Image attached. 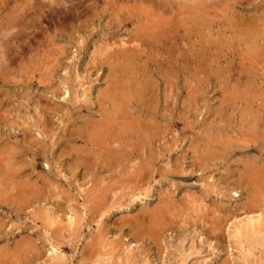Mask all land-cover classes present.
Segmentation results:
<instances>
[{
  "label": "rangeland",
  "instance_id": "374dc122",
  "mask_svg": "<svg viewBox=\"0 0 264 264\" xmlns=\"http://www.w3.org/2000/svg\"><path fill=\"white\" fill-rule=\"evenodd\" d=\"M146 1L0 0V78L2 77L0 79V101H2L0 103V118L8 110V115L6 113L4 116L6 119L0 120V187L4 186L0 188V193L2 196L5 194L3 197L0 196V264H11V262L12 264H53L55 262V264H59L60 261L62 264H91L92 262L93 264H110L111 262L114 264H118V262L119 264H224L223 262L225 264H259L261 262L264 264V245H262L264 244V232L262 233V230L264 231V196L262 195L264 187L256 182L264 173V140L261 138L264 136L262 134L264 133V61H262L264 60V51L262 50L264 49V45H262L264 44V31L260 29H263L264 24L262 23L264 18L261 17L264 16V0H210L209 4L207 0ZM159 3L163 4L160 6ZM163 10L165 11L163 12ZM259 18L260 20H258ZM4 24L8 25L4 26ZM255 25L260 28L257 30L258 27ZM250 30L252 33L245 32H250ZM258 38L259 40L263 39L262 43H259L261 40L258 41ZM141 39H145L147 44ZM139 40L141 41L139 42ZM142 43H144V47ZM258 44L261 48H258ZM247 46H249V50ZM257 50L260 51L257 52ZM253 51L255 52L253 53ZM261 54L263 59L258 58ZM137 74L139 77H136ZM144 74L145 77H143ZM5 76L8 78L5 79ZM11 76L13 77L11 78ZM124 76H128V79ZM147 78L149 81L151 79L149 84ZM132 80L136 81V85ZM121 81H124L123 86L120 85ZM125 81H127V86L130 85L129 91L124 85ZM108 84H110V89ZM152 84L158 88H154ZM147 85H150L148 89ZM136 86L142 88L143 93L147 92L149 95L143 94ZM139 91L145 96L141 94V97ZM151 91L152 94H155L151 95ZM126 93L127 95H125ZM138 95L143 98L142 101H137ZM233 95H237V97L234 98ZM128 96L134 97L136 100L132 98V100L134 99L132 101ZM148 100L150 105L152 102L155 103V107L152 105L153 107L149 108ZM138 102L141 106L136 104ZM126 104L131 105L130 109ZM116 108H119L118 111L115 110ZM131 110L133 111L131 112ZM113 111L116 113L114 114ZM98 112L100 113L98 114ZM39 114L40 116H38ZM111 114L113 117L109 116ZM142 117L144 120H137L143 119ZM146 118H149V125ZM135 119L136 122L141 121L142 127H138L140 124L136 123ZM93 120H97V122L99 120V123H95ZM114 121L117 123L114 124ZM122 121L125 125L122 124ZM112 123L117 126L113 127ZM223 124H229L230 126H226L230 128ZM41 126H45V128H41ZM94 127H98V129ZM107 127L111 128V131ZM103 130L108 132V137ZM228 130H231L232 133ZM123 131L126 134L129 132L128 135H125ZM134 131L136 132L134 133ZM138 132L141 133V137ZM226 133L229 136L225 135ZM215 134L216 136H214ZM113 135L116 139H113ZM124 135L125 144L119 142H123ZM254 137H258V139L256 138L258 141ZM96 140L99 141L97 144ZM87 141L89 142L87 143ZM100 141L106 147H102ZM88 145L90 146L88 147ZM140 145L142 147L139 148ZM114 146L120 149L119 153L123 151L125 155L122 153L121 157L123 155L125 159L118 156L120 154L113 150ZM17 149L19 151H16ZM9 151L14 152H12L14 157L11 156L12 154H8ZM72 152L79 154L80 158ZM143 153L145 154L143 155ZM82 154H85L84 157L90 156L84 158ZM155 154L159 156L153 160ZM255 154L256 157H254ZM203 155L205 156L203 157ZM71 157L76 159L73 161ZM6 158L9 160L6 161ZM90 158L91 162L88 161ZM105 158L106 161H104ZM147 158L150 160L149 163ZM17 161H20L21 169H19ZM2 162L9 166H6L8 169L14 167L13 170L11 168L9 170L13 173L5 169ZM114 162L121 164H116L115 167ZM137 162H141L140 165ZM206 165L207 167H205ZM143 167L145 169L148 167V171ZM96 169L100 172H97ZM131 169L134 174L130 173ZM251 169L254 170V173ZM138 170L141 176H136L139 174ZM166 170L174 171V174L172 172L168 174ZM258 170L259 172L262 170V173H259ZM19 171L22 174H18ZM148 172H150L149 175H147ZM38 173L43 178L41 176L37 178L39 177ZM88 173L90 175H87ZM106 173L110 175L107 176ZM94 174L106 175L102 178L98 175V178ZM88 176L96 177L94 180ZM132 176L139 179H134ZM136 181L141 183H135ZM20 182L22 185H19ZM125 182L126 184H124ZM204 183L207 187L209 186V189L203 187ZM24 184H27V187ZM91 184L93 185L91 186ZM7 187L11 188L10 191ZM29 187H36L39 190L30 188V191ZM102 188L104 189L101 190ZM41 189L42 191H40ZM12 190L13 192H11ZM104 190L110 192L106 193ZM205 190L206 193H204ZM207 190L212 192L208 191V193ZM88 191H92V193L87 195ZM221 193L229 196L228 199ZM13 194L19 199L12 196ZM203 194L204 196H202ZM89 195L91 196L89 197ZM207 195L212 197L209 198ZM22 196H26L27 199L24 197V200L21 199ZM110 197L111 199L115 198L112 200L113 203L110 202ZM198 197L201 203L197 199ZM100 198H103V201ZM91 199L95 202H91ZM169 199H172L175 204ZM86 200L87 202H85ZM108 201L109 203L106 205ZM154 201L156 206H153V203L155 205ZM204 201L206 204H202ZM19 202L22 203L18 204ZM92 204L98 211L92 207ZM205 206L206 208H204ZM242 207L244 208L242 209ZM253 209L256 211L255 214ZM161 210L167 211L164 212V222L160 225L161 231L154 235L155 238L153 235H149L148 229L151 221L155 218L154 216L157 217ZM214 211L218 214H215ZM132 212L134 213L132 214ZM147 214L153 218H149L150 216L148 217ZM211 214L216 215L217 220ZM69 219L73 222H69ZM197 219L203 221L200 222ZM209 219L217 226L211 224ZM204 220L212 225L210 227L209 224V227L213 231L207 227L208 224ZM177 224L180 228L177 227ZM208 228L210 229L209 233L206 232ZM197 229L198 235L196 236ZM211 231L212 233L215 231L214 236L216 237L210 238ZM197 237L202 241H199ZM98 238L99 244H93ZM197 241L199 242L197 243ZM104 250L106 251L104 252ZM260 255L261 257H259ZM231 260L233 263L230 262Z\"/></svg>",
  "mask_w": 264,
  "mask_h": 264
},
{
  "label": "bare ground",
  "instance_id": "6f19581e",
  "mask_svg": "<svg viewBox=\"0 0 264 264\" xmlns=\"http://www.w3.org/2000/svg\"><path fill=\"white\" fill-rule=\"evenodd\" d=\"M49 1H50V0H49ZM51 1H52V0H51ZM144 1H146V0H144ZM157 1H159V0H157ZM166 1H167V0H166ZM187 1H188V0H187ZM187 1H186V2H187ZM208 1H210V0H207V2H208ZM146 2H147V1H146ZM150 2H151V1H150ZM153 2H154V1H153ZM161 2H162V1H161ZM163 2H165V0H163ZM211 2H212V1H211ZM147 3H148V2H147ZM195 3H196V2H195ZM214 3H215V2H214ZM152 4H153V3H152ZM159 4H160V3H159ZM162 4H163V3H162ZM162 4H160V6H161ZM165 4H166V3H165ZM169 4H170V3H169ZM208 4H209V2H208ZM166 5H168V3H167ZM33 6H34V5H33ZM153 6H154V4H153ZM76 10H77V9H76ZM164 11H165V10H163V12H164ZM16 12H17V11H16ZM74 12H75V11H74ZM261 12H262V11H261ZM78 13H79V11H78ZM73 14H74V13H73ZM256 14H257V13H256ZM81 15H82V14H81ZM251 15H252V14H251ZM253 16H254V15H253ZM255 16H256V15H255ZM76 17H77V16H76ZM261 17L264 18V16H261ZM14 18H15V17H14ZM80 18H82V17H80ZM78 19H79V17H78ZM111 19H112V18H111ZM152 19H154V18L152 17ZM12 20H13V18H12ZM233 20H234V19H233ZM255 20H256V19H255ZM258 20H260V18H259ZM15 21H17V20H15ZM157 21H158V20H157ZM253 21H254V20H253ZM261 21H262V20H261ZM263 21H264V20H263ZM263 21H262V23H264ZM11 22H12V21H11ZM12 23H13V22H12ZM156 23H157V22H156ZM259 23H260V22H259ZM259 23H258V24H259ZM151 24H152V23H151ZM157 24H158V23H157ZM236 24H237V23H236ZM236 24H235V25H236ZM6 25H8V24H6ZM6 25L4 24V26H6ZM13 25H16V24H13ZM13 25H9V26H13ZM17 25H18V23H17ZM147 25H148V24H147ZM161 25H162V24H161ZM232 25H234V24H232ZM237 25H239V24H237ZM237 25H236V26H237ZM23 26H24V25H23ZM149 26H150V25H149ZM252 26H253V25H252ZM256 26H257V25H255V27H256ZM259 26H260V24H259ZM259 26H257V27H258L257 30L260 28ZM261 26H262V24H261ZM151 27H152V26H151ZM238 27H239V26H238ZM4 28L6 29V27H4ZM9 28H10V27H9ZM154 28H155V27H154ZM154 28H153V29H154ZM231 28H232V26H231ZM252 28H253V27H252ZM1 29H2V28H1ZM153 29H152V30H153ZM158 29H159V28H158ZM260 29L264 31V24H263V29H262V28H260ZM3 30H4V29H3ZM140 31H141V29H140ZM146 31H147V30H146ZM149 31H151V30H149ZM149 31H148V32H149ZM254 31H255V30H254ZM259 31H260V30H259ZM155 32H156V29H155ZM239 32H240V31H239ZM245 32H246V33H252L251 30H250V32H248V31H245ZM257 32H258V31H257ZM10 33H12V32H10ZM143 33H144V32H143ZM149 33H150V32H149ZM152 33H153V32H152ZM152 33H151V34H152ZM242 33H243V32H242ZM260 33H261V32H260ZM262 33H263V32H262ZM262 33H261V34H262ZM244 34H245V33H244ZM244 34H243V36H244ZM253 34H254V33H253ZM7 36H9V35L7 34ZM7 36H6V37H7ZM247 36H248V35H247ZM259 36H260V35H259ZM262 36H263V35H262ZM0 37H1V36H0ZM6 37H5V38H6ZM141 37H142V36H141ZM144 37H145V36H144ZM244 37H245V36H244ZM248 37H250V36H248ZM257 37H258V36H257ZM257 37H256V38H257ZM260 37H261V36H260ZM240 39H241V38H240ZM249 39H250V38H249ZM130 40H131V39H130ZM136 40H137V42H138V39H136ZM141 40H144V41H145V39H141ZM141 40H139V42H140ZM251 40H252V39H251ZM254 40H255V39H254ZM256 40H257V39H256ZM260 40H261V39H260ZM260 40H259V38H258V41H260ZM262 40H263V39H262ZM262 40H261L259 43H262ZM240 42H241V41H240ZM249 42H250V41H249ZM251 42H252V41H251ZM263 42H264V41H263ZM128 43H129V42H128ZM145 43L147 44L146 41H145ZM242 43H243V42H242ZM252 43H253V42H252ZM0 44H1V43H0ZM136 44H139V45H140L141 43H136ZM240 44H241V43H240ZM246 44H247V43H246ZM246 44H245V47H246ZM253 44H254V43H253ZM129 45H130V44H129ZM139 45H138V48H139ZM142 45H143V47H144V43H142ZM248 45H249V44H248ZM258 45H259V44H258ZM258 45H256V46H258ZM262 45H264V44H262ZM262 45H261V46H262ZM135 46H136V45H135ZM135 46H134V47H135ZM145 46H146V45H145ZM256 46H255V47H256ZM136 47H137V46H136ZM147 47H148V46H147ZM248 47H249V46H247V48H248ZM255 47H254V49H255ZM259 47H260V45L258 46V48H259ZM2 48H3V46H2ZM123 48H124V47H123ZM247 48H246V49H247ZM260 48H261V47H260ZM135 49H136V48H135ZM143 49H144V48H143ZM246 49H245V50H246ZM251 49H252V48H251ZM141 50H142V49H141ZM248 50H249V48H248ZM255 50H256V49H255ZM262 50L264 51V49H262ZM262 50H261V51H262ZM1 51H2V50H1ZM124 51H125V50H124ZM259 51H260V50H257V52H259ZM3 52H4V51H3ZM3 52H1V53H3ZM121 52L123 53V51H121ZM254 52H255V51H253V53H254ZM125 53H126V52H125ZM130 53H131V51H130ZM152 53H153V52H152ZM248 53H249V52H248ZM261 53H262V52H261ZM244 55H245V54H244ZM247 55H248V54H247ZM252 55H254V54H252ZM252 55H251V56H252ZM261 55H262V54H261ZM261 55H260V56L258 55V56H259L258 58H260V57L262 58L263 55H262V56H261ZM4 57H5V56H4ZM118 57H119V56H118ZM132 57H133V56H132ZM140 57H141V56H140ZM145 57H146V56H145ZM252 57H254V56H252ZM1 58H2V57H1ZM135 58H136V57H135ZM155 58H156V57H155ZM255 58H257V57L255 56ZM133 59H134V58H133ZM139 59H140V58H139ZM244 59H245V58H244ZM252 59H253V58H252ZM262 59H263V58H262ZM4 60H5V58H4ZM7 60H8V59H7ZM7 60H6V61H7ZM124 61H125V60H124ZM124 61H123V62H124ZM133 61H134V60H133ZM153 61H154V60H153ZM262 61H264V60H262ZM2 62H3V61H2ZM125 62H126V61H125ZM145 62H146V61H145ZM250 62H251V61H250ZM254 62H255V61H254ZM258 62H259V61H258ZM11 63H13V62H11ZM14 63H15V62H14ZM104 63H105V62H104ZM104 63H103V64H104ZM107 63H108V62H107ZM112 63H114V62H112ZM259 63H261V62H259ZM115 64H116V63H115ZM261 64H262V63H261ZM11 65H12V64H11ZM105 65H106V64H105ZM153 65H154V64H153ZM108 66H110V65H108ZM108 66H107V67H108ZM119 66H120V65H119ZM119 66H118V67H119ZM6 67H7V66H6ZM120 67H122V66H120ZM133 67H134V66H133ZM122 68H123V67H122ZM5 69H6V68H5ZM7 69H8V68H7ZM108 69H109V67H108ZM115 69H116V68H115ZM13 70H14V69H13ZM18 70H19V69H18ZM18 70H17V71H18ZM129 70H130V69H129ZM133 70H134V68H133ZM5 71H6V70H5ZM17 71H16V72H17ZM16 72H15V73H16ZM129 72H130V71H129ZM132 72H133V71H132ZM152 72H153V71H152ZM10 73H11V72H10ZM125 73H126V72H125ZM138 73H139V72H138ZM156 73H157V72H156ZM108 74L111 75V73H108ZM160 74H161V72H160ZM13 75H15V74H13ZM120 75H121V74H120ZM138 75H139V74H137V76H136V75H135V76H136V77H139ZM140 75H141V77H142V74H140ZM153 75H154V73H153ZM113 76H114V74H113ZM129 76L131 77L130 73H129ZM12 77H13V76H11V78H12ZM116 77H117V76H116ZM124 77L127 78L128 76H124ZM143 77H145V74H144ZM1 78H2V77H1ZM1 78H0V79H1ZM6 78H8V77L5 76V79H6ZM106 78H107V77H106ZM110 78H111V77H110ZM120 78H121V77H120ZM148 78H150V77L148 76ZM148 78H147V79H148ZM115 79H116V78H114V80H115ZM127 79H128V78H127ZM131 79H133V78L131 77ZM143 79H144V78H143ZM116 80H118V79H116ZM145 80H146V78H145ZM237 80H238V79H237ZM3 81H4V79H3ZM118 81H119V80H118ZM132 81H134L135 84H134L133 82H132V83H133L134 85H136V81H135V80H132ZM137 81H138V80H137ZM140 81H141V80H140ZM147 81H149V79H148ZM147 81H146V82H147ZM150 81H151V79H150ZM150 81L148 82V84L150 83ZM1 82H2V81H1ZM5 82H6V81H5ZM9 82H10V81H9ZM112 82H113V81H112ZM126 82H127V81H125V84H124L125 86L128 85V84H126ZM146 82H145V83H146ZM110 83H111V81H110ZM113 83H114V82H113ZM113 83H112V85H113ZM123 83H124V81H123V82L121 81V84H120V83H119V84L122 85ZM153 83H154V82H153ZM137 84H138V82H137ZM141 84H142V83H141ZM108 85H109V89H110V84H108ZM138 85H139V84H138ZM155 85H156V84H155ZM105 86H106V85H105ZM122 86H123V85H122ZM125 86H124V88H125ZM129 86H130V85H129ZM129 86H127V88H128ZM144 86H146V85H144ZM149 86H150V85H149ZM149 86L147 85V89L149 88ZM152 86H153L154 88L157 87V86L155 87L154 84H152ZM132 87H133V85H132ZM136 87H137V86H136ZM138 87H139V86H138ZM138 87H137V88H138ZM37 88H38V87H37ZM115 88H116V87H115ZM137 88H135V90H136ZM139 88H140V87H139ZM145 88H146V87H145ZM157 88H158V87H157ZM116 89H117V88H116ZM147 89H146V91H147ZM114 90H115V89H114ZM120 90H126V89H120ZM129 90H130V89L128 88V91H129ZM137 90H138V89H137ZM140 90L142 91L143 89L140 88ZM149 90H150V89H149ZM67 91H68V90H67ZM67 91H66V93H67ZM100 91H101V90H100ZM141 91L138 92V93H140V96H141V94L143 93V91H142V93H141ZM240 91H241V90H240ZM53 92H54V91H53ZM69 92H70V91H69ZM117 92H118V91H117ZM121 92H122V91H121ZM132 92L134 93V89H133ZM155 92H156V91H155ZM54 93H55V92H54ZM100 93H101V92H100ZM102 93L104 94L103 91H102ZM105 93H106V92H105ZM110 93H111V92H110ZM124 93H125V92H124ZM127 93H128V92H127ZM127 93H126L125 95H127ZM133 93H132V94H133ZM136 93H137V92H135V94H136ZM138 93H137V94H138ZM145 93H147V92H145ZM145 93H143V94H145ZM239 93H240V92H239ZM242 93H243V91H242ZM2 94H3V93H2ZM111 94H112V93H111ZM111 94H110V95H111ZM132 94H131V95H132ZM135 94H134V95H135ZM143 94H142V95H143ZM147 94H148V93H147ZM153 94H155V93H153ZM153 94H152V91H151V95H153ZM156 94H157V96H159L158 93H156ZM236 94H237V93H236ZM66 95H67V94H66ZM107 95H108V93H107ZM110 95H109V98H110ZM148 95H149V94H148ZM148 95H147V97H148ZM4 96H5V95H4ZM67 96H68V95H67ZM111 96H112V95H111ZM122 96H123V94H122ZM143 96H145V95H143ZM233 96H234V95H233ZM235 96L237 97V95H235ZM235 96H234V98H235ZM239 96H240V95H239ZM114 97H115V96H114ZM116 97H117V95H116ZM116 97H115V98H116ZM128 97L130 98V96H128ZM128 97H126V98H128ZM137 97H139V95H138ZM141 97H142V96H141ZM141 97H139V99H137V101H139V100L142 101L143 98H141ZM152 97H153V96H152ZM155 97H156V96H155ZM155 97H154V100H155ZM132 98H134V97H132ZM132 98H130V100H132ZM140 98H141V99H140ZM149 98H150V97H149ZM241 98H242V97H241ZM2 99H3V98H2ZM6 99H7V98H6ZM102 99H103V98H102ZM102 99H101V100H102ZM105 99H106V97H105ZM117 99H118V98H117ZM117 99H116V100H117ZM134 99H135V98H134ZM134 99H133V100H134ZM144 99L147 100L146 97H144ZM157 99H158V98H157ZM157 99H156V100H157ZM236 99H237V98H236ZM3 100H4V99H3ZM133 100H132V101H133ZM135 100H136V99H135ZM151 100H152V99H151ZM111 101H112V100L110 99V102H111ZM114 101H115V100H114ZM114 101H113V102H114ZM124 101H125V100H124ZM141 101H140V102H141ZM148 101H149V100H148ZM1 102H2V101H0V103H1ZM6 102H8V101H6ZM117 102H118V101H116V103H117ZM151 102H152V101H151ZM155 102H156V101H155ZM157 102H158V100H157ZM157 102H156V103H157ZM103 103H104V101H103ZM105 103H106V102H105ZM114 103H115V102H114ZM118 103H119V102H118ZM146 103H147V101H146ZM3 104H4V103H3ZM8 104H9V103H8ZM8 104H7V105H8ZM136 104H138V105L141 106V104H139V102L136 103ZM151 104L154 105L155 103L153 104V102H152ZM104 105H106V104H104ZM114 105H115V104H114ZM119 105H121V104L119 103ZM126 105H127L128 108L131 106V105L128 106V104H126ZM132 105H133V104H132ZM149 105H150V101H149ZM152 105H150L149 108H151ZM1 106H2V105H1ZM5 106H6V105H5ZM134 106H135V105H134ZM142 106H143V105H142ZM156 106H157V105H156ZM86 107H88V106H86ZM125 107H126V106H125ZM127 107H126V108H127ZM143 107L145 108V106H143ZM152 107H153V106H152ZM154 107H155V105H154ZM0 108H1V107H0ZM3 108H4V107H3ZM107 108H109V107H107ZM111 108H112V107H111ZM132 108H133V107H132ZM136 108H137V107H136ZM138 108H139V107H138ZM118 109H119V108H118ZM118 109L116 108L115 110L118 111ZM129 109H130V108H129ZM134 109H135V108H134ZM134 109H133V110H134ZM141 109H142V107H141ZM83 110H84V109H83ZM99 110H101V109H99ZM106 110H107V109H106ZM110 110H111V109H110ZM124 110H125V109H124ZM133 110H131V112H132ZM136 110H137V109H136ZM147 110H150V109L147 108ZM152 110H153V109H152ZM95 111H96V110H95ZM128 111H129V110H128ZM128 111H127V112H128ZM141 111H142V110H141ZM143 111H144V109H143ZM145 111H146V110H145ZM155 111L157 112V110H155ZM2 112H3V111H2ZM5 112H6V111H5ZM7 112H8V110H7ZM7 112H6V113H7ZM108 112H109V111H108ZM111 112H112V111H111ZM113 112H114V111H113ZM129 112H130V111H129ZM129 112H128V113H129ZM149 112H151V111H149ZM152 112H154V111H152ZM6 113H5V114H6ZM99 113H100V112H98V114H99ZM115 113H116V112H114V114H115ZM120 113H124V112H120ZM137 113H138V111H137ZM141 113H142V112H141ZM146 113H147V112H146ZM146 113H145V116H146ZM5 114H4V116H5ZM138 114H139V113H138ZM143 114H144V113H143ZM147 114H149V113H147ZM151 114H152V113H151ZM151 114H150V116H151ZM7 115H8V113H7ZM106 115H107V114H106ZM122 115H123V114H122ZM126 115H128V114H126ZM136 115H137V114H136ZM155 115H156V114H155ZM259 115H260V114H259ZM2 116H3V115H2ZM4 116H3L2 118H4V120H5L6 118H5ZM38 116H40V114H39ZM109 116L113 117V114H111V115H109ZM118 116H119V115H118ZM123 116H124V115H123ZM129 116H130V115H129ZM132 116H133V114H132ZM138 116H139V115H138ZM138 116H137V117H138ZM141 116H142V115H141ZM147 116H148V115H147ZM153 116H154V115H153ZM262 116H263V115H262ZM0 117H1V116H0ZM99 117H101V116H99ZM106 117H107V116H106ZM139 117H140V116H139ZM260 117H261V116H260ZM2 118H0V120H1ZM88 118H89V116H88ZM107 118H108V117H107ZM114 118L116 119V115L114 116ZM119 118H120V116H119ZM133 118H135V117L133 116ZM142 118H143V117H142ZM255 118H256V117H255ZM261 118H262V117H261ZM85 119H87V118H85ZM98 119H99V118H98ZM115 119H113V120H115ZM122 119H123V118H122ZM146 119H147V118H146ZM153 119H154V117H153ZM101 120H102V119H101ZM103 120H104V118H103ZM120 120H121V119H120ZM126 120H127V119H126ZM126 120H125V121H126ZM137 120H141V121H142V120H144V118H143V119H137ZM84 121H85V120H84ZM89 121H90V119H89ZM93 121H94V120H93ZM129 121L131 122L130 119H129ZM129 121H127V122L130 123ZM141 121H140V122H139V121L136 122V119H135V122H136V123L139 122L138 124H140V125L137 124L138 127L142 125V124H141ZM154 121H155V120H154ZM87 122H88V121H87ZM94 122L96 123L97 120H95ZM100 122H101V121H100ZM106 122H107V121H106ZM119 122H120V121H119ZM144 122H145V121H144ZM148 122H149V118L147 119V123H148ZM151 122H152V121H151ZM253 122H254V121H253ZM255 122H256V121H255ZM45 123H46V122H45ZM88 123H89V122H88ZM97 123H99V120H98ZM110 123H111V122H110ZM115 123H117V122L114 121V124H115ZM120 123H121V122H120ZM125 123H126V122H125ZM149 123H150V122H149ZM149 123H148V125H149ZM221 123H222V121H221ZM221 123H218V124H221ZM223 123H225V122L223 121ZM251 123H252V122H251ZM6 124H7V123H6ZM40 124H41V123H40ZM91 124H92V122H91ZM93 124H94V123H93ZM122 124H124L123 121H122ZM126 124H127V123H126ZM243 124H244V123H243ZM82 125H83V124H82ZM87 125H89V124H87ZM94 125H95V124H94ZM98 125H99V124H98ZM107 125H109V124H107ZM112 125H113V123H112ZM118 125H119V124H118ZM124 125H125V124H124ZM137 125H136V126H137ZM144 125H145V124H144ZM150 125H151V124H150ZM226 125L230 126L229 124H226ZM226 125L223 124V126L228 127V126H226ZM252 125H253V124H252ZM100 126H101V125H100ZM102 126H103V125H102ZM105 126H106V124H105ZM109 126H110V125H109ZM114 126H117V125H113V127H114ZM133 126H134V125H133ZM82 127H83V126H82ZM92 127H93V126H92ZM120 127H121V126H120ZM141 127H142V126H141ZM153 127H154V126H153ZM155 127H156V126H155ZM246 127H247V126H246ZM254 127H255V126H254ZM7 128H8V126H7ZM41 128H45V126H44V127L41 126ZM85 128H86V126H85ZM94 128H97V129H98V127H94ZM103 128H105V127H103ZM117 128L119 129V127H117ZM216 128H217V127H216ZM216 128H215V129H216ZM218 128H219V125H218ZM228 128H230V127H228ZM233 128H234V127H233ZM233 128H232V129H233ZM235 128H236V127H235ZM241 128H242V127H241ZM241 128H240V130H241ZM87 129H88V127H87ZM97 129H96V130H97ZM100 129H101V127H100ZM107 129H110L109 131H111V128H108V127H107ZM128 129H129V128H128ZM232 129H231V130H232ZM46 130H47V129H46ZM46 130H44V131L46 132ZM78 130H79V129H78ZM81 130H83V129H81ZM88 130H89V129H88ZM88 130H87V131H88ZM113 130H115V129L113 128ZM123 130H124V129H123ZM150 130H151V129H150ZM231 130H230V131H231ZM256 130H257V129H256ZM262 130H263V129H262ZM84 131H85V130H84ZM93 131H94V130H93ZM103 131H104V130H103ZM107 131H108V130H107ZM120 131H121V129H120ZM125 131H126V130H125ZM125 131H123V132H125ZM130 131H131V130H130ZM139 131H140V130H139ZM142 131H144V130H142ZM217 131H218V129H217ZM219 131H220V130H219ZM224 131H225V130H224ZM230 131L228 130V132H230ZM233 131H234V130H233ZM236 131H238V129H236ZM257 131H258V130H257ZM77 132H78V131H77ZM77 132H76V133H77ZM95 132H96V131H95ZM95 132H94V133H95ZM101 132H102V131H101ZM104 132H105V131H104ZM114 132H115V131H114ZM132 132H133V131H132ZM135 132H136V131H134V133H135ZM240 132H241V131H240ZM243 132H245V131H243ZM97 133H98V132H97ZM105 133H106V132H105ZM128 133H129V132H128ZM128 133L126 134V132H125V135H128ZM138 133H139V136H140L141 133H140V132H138ZM143 133H144V132H143ZM158 133H159V132H158ZM231 133H232V131H231ZM231 133H230V134H231ZM247 133H248V132H247ZM252 133H253V132H252ZM98 134H99V133H98ZM109 134H110V133H109ZM111 134H112V133H111ZM130 134L132 135V133H130ZM262 134H264V133H262ZM75 135H77V134H75ZM75 135H74V136H75ZM86 135H87V134H86ZM92 135H93V134H92ZM100 135H101V134H100ZM117 135H118V134H117ZM125 135H124V140H123V142L119 141L120 139L118 140L120 143H124V141H125ZM151 135H152V134H151ZM225 135L229 136V134H227V133H226ZM245 135H246V134H245ZM255 135H256V134H255ZM259 135H261V134H259ZM93 136H94V135H93ZM97 136H99V135H97ZM101 136H102V135H101ZM110 136H112V135H110ZM110 136H109V137H110ZM113 136H114V135H113ZM147 136H148V135H147ZM214 136H216V134H215ZM253 136H254V135H253ZM257 136H258V134H257ZM6 137H7V136H6ZM75 137H76V136H75ZM104 137H105V136H104ZM106 137H108V132L106 133ZM133 137H134V135H133ZM140 137H141V136H140ZM211 137H212V136H211ZM211 137H210V138H211ZM259 137H260V136H259ZM263 137H264V136L261 137L262 140H264ZM88 138H89V137H88ZM92 138H93V137H92ZM111 138H112V137H111ZM111 138H109V139H111ZM121 138H123V137H121ZM127 138H128V136H127ZM127 138H126V139H127ZM147 138H148V137H147ZM158 138H159V137H158ZM213 138H214V137H213ZM213 138H211V139H213ZM216 138H217V137H216ZM220 138H221V137H220ZM254 138H255V137H254ZM256 138L258 139V137H256ZM256 138H255V139H256ZM6 139H7V138H6ZM6 139H5V140H6ZM73 139H74V138H73ZM89 139H90V138H89ZM95 139H96V137H95ZM98 139H99V138H97V140H98ZM113 139H116V137L114 136ZM113 139H112V140H113ZM141 139H142V138H141ZM214 139H215V138H214ZM257 139H256V140H257ZM3 140H4V139H3ZM9 140H10V139H9ZM84 140H85V139H84ZM97 140H96V141H97ZM99 140H100V139H99ZM102 140H103V139H102ZM132 140H133V138H132ZM138 140H140V139H138ZM143 140H144V138H143ZM22 141H23V140H22ZM74 141H75V140H74ZM81 141H82V140H81ZM85 141H86V140H85ZM85 141H84V142H85ZM109 141H110V140H109ZM109 141H108V142H109ZM115 141H116V140H115ZM127 141H128V140H127ZM209 141H211V140H209ZM221 141H222V139H221ZM257 141H258V140H257ZM259 141H260V139H259ZM6 142H7V141H6ZM88 142H89V141H87V143H88ZM92 142H93V140H92ZM98 142H99V141H97L96 144H97ZM110 142L112 143V141H110ZM125 142H126V141H125ZM142 142H145V141H142ZM153 142H154V141H153ZM153 142H152V143H153ZM216 142H217V140H216ZM263 142H264V141H263ZM7 143H8V142H7ZM90 143H91V141H90ZM104 143H105V142H104ZM106 143H107V142H106ZM113 143H114V140H113ZM134 143H135V142H134ZM137 143H138V141H137ZM147 143H148V142H147ZM224 143H225V142H224ZM224 143H223V144H224ZM2 144H3V143H2ZM5 144H6V143H5ZM19 144H20V143H19ZM23 144H24V143H23ZM82 144H83V143H82ZM100 144L102 145L101 141H100ZM107 144H108V143H107ZM114 144H115V143H114ZM114 144H112V145H114ZM124 144H125V143H124ZM139 144H140V143H139ZM218 144H219V143H218ZM220 144H221V143H220ZM9 145H10V144H9ZM13 145H14V144H13ZM83 145H84V144H83ZM90 145H91V144H90ZM90 145H88V147H89ZM101 145H100V146H101ZM104 145H105V144H104ZM112 145H111V146H112ZM128 145H129V144H128ZM131 145H132V143H131ZM131 145H130V146H131ZM134 145H135V144H134ZM216 145H217V144H216ZM226 145H227V144H226ZM6 146H7V144H6ZM11 146H12V145H11ZM14 146H15V145H14ZM19 146H20V145H19ZM21 146H22V145H21ZM84 146H87V145H84ZM98 146H99V145H98ZM108 146H109V144H108ZM142 146H144V145L142 144ZM142 146L140 145L139 148L142 147ZM4 147H5V146H4ZM102 147H106V146H103V145H102ZM119 147H120V145H119ZM132 147H133V145H132ZM137 147H138V146H137ZM137 147H136V148H137ZM236 147H237V146H236ZM18 148H19V147H18ZM90 148H91V147H90ZM110 148H112V147H110ZM114 148H115V146H114ZM114 148H113L114 151H118V153L120 152V151H119L120 149H118L117 146H116V148H115V149H117V150H115ZM126 148H127V147H126ZM128 148H129V146H128ZM143 148H144V147H143ZM143 148H142V149H143ZM153 148H154V146H153ZM216 148H217V147H216ZM237 148H238V147H237ZM3 149H4V148L2 147V151H3ZM11 149H12V148H11ZM15 149H16V148H15ZM80 149H81V148H80ZM87 149H88V148H87ZM87 149H86V150H87ZM92 149H93V148H92ZM94 149H95V148H94ZM97 149H98V147L96 148V150H97ZM129 149H130V148H129ZM132 149H133V148H132ZM147 149H149V148L147 147ZM0 150H1V149H0ZM83 150H84V149H83ZM102 150H105V149H102ZM133 150H134V149H133ZM138 150H141V149H138ZM145 150H146V149H145ZM14 151H15V150H14ZM16 151H19V150L17 149ZM76 151H77V150H76ZM80 151H81V150H80ZM98 151H99V150H98ZM6 152H7V151H6ZM12 152H13V151H12ZM12 152L9 151L8 154H9V153L12 154ZM88 152L91 153L92 151H88ZM93 152H94V150H93ZM93 152H92V153H93ZM95 152H96V151H95ZM101 152H102V151H101ZM111 152H112V151H111ZM135 152H136V151L134 150V153H135ZM140 152H141V151H140ZM146 152H147V151H146ZM217 152H218V151H217ZM13 153H14V152H13ZM72 153H73V152H72ZM79 153H80V152H79ZM108 153H109V152H108ZM112 153H113V152H112ZM116 153H117V152H116ZM118 153H117V155H118ZM122 153H123V151H122L121 153H119L120 155H118V156L121 157V154H122ZM125 153H126V155H127V152H125ZM134 153H133V154H134ZM141 153H142V152H141ZM153 153H155V152H153ZM153 153H152V154H153ZM210 153H211V152H209V154H210ZM223 153H224V152H223ZM10 154H9V155H10ZM19 154H20V153H19ZM73 154L79 156V154H75V152H74ZM93 154H95V153H93ZM101 154H102V153H101ZM104 154H105V153H104ZM110 154H111V153H110ZM113 154H115V153H113ZM123 154H124V153H123ZM135 154H136V153H135ZM144 154H145V153H143V155H144ZM203 154H204V153H203ZM4 155H5V154H4ZM6 155H7V154H6ZM14 155H15V154H14ZM17 155H18V154H17ZM91 155H92V154H91ZM99 155H100V154H99ZM105 155H106V154H105ZM124 155H125V154H124ZM138 155H139V154H138ZM210 155H211V154H210ZM220 155H221V154H220ZM261 155H262V154H261ZM11 156L14 157L13 154H12ZM77 156H76V157H77ZM84 156H85V154H82V157H84ZM89 156H90V155H89ZM89 156L87 155L86 157L89 158ZM92 156H93V155H92ZM92 156H91V157H92ZM100 156H102V155H100ZM108 156H109V155H108ZM130 156H131V154H130ZM146 156H147V154H146ZM149 156H150V155H149ZM156 156H159V155H156V154H155V155H154V158L152 157L153 160L155 159ZM204 156H205V155H203V157H204ZM212 156H213V155H212ZM1 157H2V156H1ZM4 157H6V156H4ZM17 157H18V156H17ZM72 157H74V156L72 155ZM72 157H71V158H72ZM86 157H84V158H86ZM110 157H111V155H110ZM123 157H124V156L122 155L121 158H123ZM141 157H143V156L141 155ZM147 157H148V156H147ZM254 157H256V154H255ZM261 157H262V156H261ZM2 158H3V157H2ZM18 158H19V157H18ZM18 158H17V159H18ZM20 158H21V156H20ZM79 158H80V156H79ZM84 158H83V159H84ZM94 158H95V156H94ZM113 158L116 159V157H114V156H113ZM134 158H136V157H134ZM149 158H150V157H149ZM152 158H151V159H152ZM212 158H213V157H212ZM252 158H253V157H252ZM252 158H251V159H252ZM6 159H7L6 161L9 160L8 158H6ZM12 159H13V158H12ZM14 159H15V158H14ZM74 159H76V158H74ZM74 159L72 158L73 161H74ZM124 159H125V157H124ZM129 159H130V158H129ZM131 159H132V158H131ZM138 159H139V157H138ZM147 159H148V158H147ZM147 159H144V160H147ZM157 159H159V158H157ZM201 159H202V158H201ZM206 159H208V158L206 157ZM216 159H217V158H216ZM4 160H5V159H4ZM4 160H3V161H4ZM15 160H16V159H15ZM21 160H22V159H21ZM21 160H20V161H21ZM77 160L79 161V159H77ZM89 160H90V162H91V158L88 159V161H89ZM110 160H111V163H113L112 159H110ZM110 160H109V161H110ZM113 160H114V159H113ZM133 160H134V159H133ZM148 160H149V159H148ZM196 160H197V159H196ZM198 160H199V158H198ZM219 160H220V158H219ZM255 160H256V159H255ZM262 160H263V159H262ZM10 161H11V160H10ZM13 161H14V160H13ZM20 161H19V162L17 161V162L19 163V165H18V166H19V169H21V168H20V164H21ZM81 161H82V160H81ZM81 161H80V162H81ZM83 161H84V160H83ZM104 161H106V158H105ZM109 161H108V163H109ZM120 161H121V160H120ZM127 161H128V160H127ZM127 161H125V162L123 161V162L126 163ZM134 161H136V160H134ZM138 161H140V160H138ZM203 161H204V160H203ZM250 161H251V160H250ZM250 161H249V162H250ZM85 162H86V161H85ZM85 162H84V163H85ZM93 162H94V161H93ZM115 162H118V161H115ZM115 162H114V164H115ZM121 162H122V161H121ZM141 162H142V161H141ZM141 162H140V163H141ZM149 162H150V160L148 161V163H149ZM204 162H206V161H204ZM6 163H7V162H6ZM8 163H10V162H8ZM15 163H16V161H15ZM18 163H17V164H18ZM22 163H23V162H22ZM76 163H77V162H76ZM84 163H83V164H84ZM97 163H98V162H97ZM101 163H103V162H101ZM104 163H106V162H104ZM119 163H120V162H119ZM119 163H116V164L119 165ZM128 163H129V162H128ZM137 163H138V162H137ZM140 163H138V165H140ZM144 163L146 164L147 162H144ZM144 163H143V164H144ZM153 163H154V162H153ZM254 163H255V162H254ZM2 164H4V163L2 162ZM13 164H14V163H13ZM74 164H75V163H74ZM81 164H82V163H81ZM116 164H115V167H116ZM120 164H121V163H120ZM122 164H123V163H122ZM143 164H142V166H145V165H143ZM194 164H195V163H194ZM203 164H204V163H203ZM244 164H245V163H244ZM250 164H253V163H250ZM258 164H259V163H258ZM4 165H5V166H4L5 169H7L8 171L11 170V169L13 170V168H14V167H10L11 169H10V168L8 169V168H6V166H7V167H9V166L6 165V164H4ZM22 165H23V164H22ZM24 165H25V164H24ZM78 165H79V163H78ZM86 165H87V164H86ZM99 165H100V164H99ZM107 165H108V164H107ZM147 165H149V164H147ZM147 165H146V166H147ZM248 165H249V164H248ZM260 165H261V164H260ZM1 166H2V165H1ZM11 166H12V165H11ZM75 166H76V165H75ZM75 166H74V167H75ZM83 166H84V165H83ZM88 166H89V164H88ZM91 166H92V165H91ZM91 166H90V167H91ZM108 166H109V165H108ZM112 166H113V165H112ZM112 166H110V167L113 168ZM120 166H121V165H120ZM142 166H141V167H142ZM251 166H252V165H251ZM251 166H250V167H251ZM258 166H259V165H258ZM4 167H3V168H4ZM22 167H23V166H22ZM94 167H95V166H94ZM104 167H105V166H104ZM110 167H109V168H110ZM115 167H114V168H115ZM122 167H123V166H122ZM137 167H138V166H137ZM139 167H140V166H139ZM148 167H149V166H148ZM148 167H147V168H148ZM205 167H207V165H206ZM243 167H244V166H243ZM246 167H247V166H246ZM252 167H253V166H252ZM263 167H264V166H263ZM25 168H26V167H25ZM50 168H51V167H50ZM79 168H80V167H79ZM81 168H82V167H81ZM91 168H92V167H91ZM132 168H134V167H132ZM143 168H144V167H143ZM147 168H146V169L144 168V169L147 170ZM198 168H199V167H198ZM200 168H201V167H200ZM208 168H209V167H208ZM248 168H249V167H248ZM256 168H257V166L255 167V169H256ZM258 168H259V167H258ZM19 169H18V170H19ZM77 169H78V168H77ZM77 169H76V170H77ZM98 169H99V168H98ZM120 169H121V168H120ZM134 169H135V168H134ZM152 169H153V168H152ZM206 169H207V168H206ZM252 169H253V168H252ZM252 169H251V170H252ZM263 169H264V168H263ZM7 170H6V171H7ZM16 170H17V169H16ZM18 170H17V171H18ZM85 170H86V169H85ZM94 170H95V169H94ZM94 170H93V173H94ZM99 170H100V169H99ZM99 170H98V171H99ZM102 170H103V168H102ZM105 170H107V169L105 168ZM113 170H114V169H113ZM116 170H117V169H116ZM128 170H129V169H128ZM132 170H133V169L130 170V173H133ZM140 170H141V169H140ZM145 170H142V171L144 172ZM239 170H240V169H239ZM242 170H243V169H242ZM244 170H245V168H244ZM248 170H249V169H248ZM77 171H78V170H77ZM87 171H88V170H87ZM96 171H97V169H96ZM96 171H95V172H96ZM98 171H97V172H98ZM131 171H132V172H131ZM147 171H148V170H147ZM253 171H254V170H252V172H253ZM261 171H262V170H260V172H261ZM9 172H12V171H9ZM90 172H92V171H90ZM99 172H100V171H99ZM109 172H110V171H109ZM123 172H124V171H123ZM137 172H139V170H138ZM137 172H136V173H137ZM143 172H142V173H143ZM150 172H153V171H150ZM150 172H148L147 175H149ZM163 172H165V171H163ZM166 172H168V170H166ZM169 172H172V173H173L174 171H170V170H169ZM169 172H168V174H169ZM239 172H240V171H239ZM246 172H247V171H246ZM250 172H251V171H250ZM256 172H257V171H256ZM258 172H259V170H258ZM260 172H259V173H260ZM4 173H5V172H4ZM12 173H13V172H12ZM12 173H11V174H12ZM17 173H18V174H19V173L22 174L20 171L17 172ZM78 173H79V171H78ZM78 173H77V175H78ZM101 173H103V172H101ZM115 173H117V172H115ZM145 173H146V172H145ZM243 173H244V172H243ZM253 173H254V172H253ZM261 173H262V172H261ZM14 174H15V171H14ZM38 174H39V173H38ZM85 174H86V173H85ZM99 174H100V173H99ZM99 174H98V175H99ZM106 174H107V176H108V175L111 174V172H110V174H109V173H106ZM106 174H105V175H106ZM133 174H134V173H133ZM164 174H165V173H164ZM173 174H174V173H173ZM175 174H176V173H175ZM177 174H179V173H177ZM250 174H251V173H250ZM257 174H258V173H257ZM257 174H256V176H258ZM263 174H264V173H262V175H263ZM77 175H76V176H77ZM87 175H90V174L88 173ZM92 175H93V174H92ZM94 175L98 176L97 174H94ZM105 175L103 174V176H102V175H99V176L102 178V177H105ZM111 175H112V174H111ZM117 175H118V173H117ZM128 175H132V174H128ZM138 175H140V172H139V174H136V176H138ZM166 175H167V174H166ZM244 175H245V174H244ZM262 175H261V177L259 178V180L257 179L258 181H256V182H257V183L259 182V184H261L262 187H264V177H262ZM11 176H12V175H11ZM19 176H21V175H19ZM40 176H41V174H39V177H37V178H40ZM73 176H75V175L73 174ZM96 176H93L94 180H95V177H96ZM99 176H98V178H99ZM118 176H120V175H118ZM122 176H124V175H122ZM134 176H135V175H134ZM134 176H132V177L134 178ZM140 176H141V175H140ZM164 176H165V175H164ZM239 176H240V175H239ZM248 176H249V175H248ZM21 177H22V176H21ZM41 177H42V176H41ZM88 177L91 178V179H93V178L90 177V176H88ZM132 177H131V178H132ZM146 177H147V176H146ZM169 177H171V176H169ZM236 177L238 178V176H236ZM258 177H259V176H258ZM12 178H13V177H12ZM22 178H23V177H22ZM42 178H43V177H42ZM42 178H41V179H42ZM89 178H88V179H89ZM108 178H109V177H108ZM111 178H112V177H111ZM111 178H110V179H111ZM133 178H132V180H133ZM231 178H232V177H231ZM249 178H250V177H249ZM256 178H257V177H256ZM2 179H3V178H2ZM2 179H1V180H2ZM4 179H5V178H4ZM6 179H8V178H6ZM10 179H11V178H10ZM96 179H97V178H96ZM103 179H104V178H103ZM106 179H107V177H106ZM128 179H129V178H128ZM134 179H139V178L137 177V178H134ZM140 179H141V178H140ZM142 179H143V177H142ZM247 179H248V178H247ZM252 179H253V178H252ZM16 180H17V179H16ZM42 180H43V179H42ZM84 180H86V179H84ZM84 180H83V181H84ZM107 180H109V179H107ZM129 180H130V179H129ZM129 180H128V182H129ZM233 180L235 181V179H233ZM240 180H241V179H240ZM240 180H239V181H240ZM242 180H243V179H242ZM12 181L14 182V180H11V182H12ZM18 181H19V180H18ZM20 181H21V179H20ZM38 181H39V180H38ZM38 181H37V182H38ZM96 181H97V180H96ZM96 181H95V184H96ZM102 181H104V180H102ZM102 181H101V183H102ZM141 181H142V180H141ZM171 181H172V180H171ZM228 181H230V180H228ZM228 181H227V184H228ZM231 181H232V179H231ZM248 181H250V180H248ZM248 181H247V182H248ZM251 181H252V180H251ZM253 181H255V180H253ZM4 182L6 183L7 181H4ZM11 182H9V183H11ZM22 182H23V181H22ZM22 182H20L19 185H20V184L22 185ZM40 182H41V181H40ZM91 182H92V181H91ZM98 182H100V181L98 180ZM105 182H106V181H105ZM142 182H145V181L143 180ZM175 182H176V181H175ZM240 182H242V181H240ZM243 182H244V181H243ZM15 183H16V182H15ZM24 183H25V182H24ZM44 183H45V181H44ZM89 183H90V181H89ZM93 183H94V181H93ZM110 183H111V182H110ZM130 183H131V182H130ZM132 183H133V182H132ZM135 183H139V184H140L141 182H140V181H139V182L136 181ZM208 183H209V182H208ZM235 183H236V182H235ZM254 183H255V182H254ZM12 184H13V183H12ZM16 184H17V183H16ZM27 184H28V183H27ZM27 184H26V185H27ZM45 184H46V183H45ZM95 184H94V186H95ZM102 184H103V183H102ZM112 184H113V182H112ZM115 184H116V183H115ZM124 184H126V182H125ZM205 184H206V183H204V186H203V187H207ZM209 184H210V183H209ZM229 184H230V183H229ZM233 184H234V183H233ZM238 184H239V183H238ZM255 184H256V183H255ZM0 185H1V183H0ZM24 185H25V184H24ZM26 185H25V186H26ZM40 185H42V184H40ZM92 185H93V184H91V186H92ZM109 185H111V184H109ZM132 185H133V184H132ZM137 185H138V184H137ZM251 185H252V184H251ZM16 186H17V185H16ZM28 186H29V185H28ZM35 186H36V183H35ZM102 186H103V185H102ZM119 186H121V185H119ZM119 186H118V187H119ZM122 186H123V185H122ZM176 186H177V185H176ZM243 186H244V184H243ZM246 186H247V185H246ZM3 187H4V186H3ZM3 187L1 186L0 188H3ZM26 187H27V186H26ZM208 187H209V186H208ZM208 187H207V188H208ZM237 187H238V186H237ZM253 187H254V185H253ZM30 188H31V190H33V188H34V189H37L36 187H29L28 189L30 190ZM91 188H92V190H93V187H91ZM106 188H107V187H106ZM120 188H121V187H120ZM126 188H127V187H126ZM141 188H142V186H141ZM258 188L260 189V187H258ZM7 189H9V188L7 187ZM7 189H6V190H7ZM10 189H11V188H10ZM10 189H9V191H10ZM12 189H13V188H12ZM18 189H19V188H18ZM26 189H27V188H26ZM42 189H43V188H42ZM42 189H41L40 191H42ZM98 189H99V188H98ZM103 189H104V188H102L101 190H103ZM127 189H128V188H127ZM131 189H132V188H131ZM138 189H139V188H138ZM142 189H143V188H142ZM146 189H147V188H146ZM179 189H180V188H179ZM202 189H204V188H202ZM205 189H206V188H205ZM208 189H209V188H208ZM212 189H213V186H212ZM31 190H30V191H31ZM37 190H39V189H37ZM37 190H36V191H37ZM90 190H91V189H90ZM128 190H129V189H128ZM134 190H135V189H134ZM147 190H149V189H147ZM147 190H146V191H147ZM226 190H227V189H226ZM245 190H246V189H245ZM250 190H251V189H250ZM250 190H249V191H250ZM260 190H261V189H260ZM4 191H5V189H4ZM7 191H8V190H7ZM25 191H26V190H25ZM99 191H100V190H99ZM111 191H112V189H111ZM126 191H127V190H126ZM143 191H144V189H143ZM178 191H180V190H178ZM202 191H203V190H202ZM202 191H200V192H202ZM208 191H211V190H207V192H208ZM0 192H1V191H0ZM2 192H3V191H2ZM11 192H13V190H12ZM34 192H35V191H34ZM43 192H44V191H43ZM90 192L92 193V191H90ZM90 192L88 191V193H86V194L88 195ZM94 192L97 193L95 190H94ZM94 192H93V193H94ZM104 192H106V190H104ZM107 192H110V191L107 190ZM107 192H106V193H107ZM123 192H125V190H123ZM135 192H136V191H135ZM144 192H145V191H144ZM187 192H189V191L187 190ZM211 192H212V191H211ZM220 192H221V191H220ZM227 192H228V191H227ZM227 192H226V193H227ZM247 192H248V191H247ZM19 193H20V192H19ZM21 193H22V192H21ZM21 193H20V194H21ZM29 193H30V192H29ZM38 193H39V192H38ZM106 193H105V194H106ZM120 193H121V192H120ZM170 193H171V191H170ZM194 193H195V192H194ZM204 193H206V190L204 191ZM208 193H209V192H208ZM233 193H234V192H233ZM259 193H261V192H259ZM1 194H2V193H0V196H2ZM7 194H8V193H7ZM9 194H10V193H9ZM31 194H32V193H31ZM33 194H34V193H33ZM40 194H41V193H40ZM43 194H44V193H43ZM43 194H42V195H43ZM173 194H174V193H173ZM184 194H186V193H184ZM210 194H212V193H210ZM227 194H228V193H227ZM4 195H5V194H4ZM4 195H3V196H4ZM37 195H38V194H37ZM93 195H94V194H93ZM113 195H114V194H113ZM113 195H112V198H113ZM176 195H177V194H176ZM186 195H187V194H186ZM221 195H223V193H221ZM224 195H225V194H224ZM224 195H223V197H224ZM228 195H230V194H228ZM235 195H239V194H235ZM246 195H247V194H246ZM248 195H249V194H248ZM255 195H256V193L254 194V196H255ZM262 195L264 196V193H262ZM3 196H2V197H3ZM12 196H14V194H13ZM31 196H32V195H31ZM90 196H91V195H89V197H90ZM95 196H96V195H95ZM104 196H105V195H103V197H104ZM106 196H107V194H106ZM174 196H175V195H174ZM187 196H190V195L188 194ZM197 196H198V195H197ZM202 196H204V194H203ZM207 196L209 197V195H207ZM207 196H206V197H207ZM225 196H226V195H225ZM258 196H259V195H258ZM260 196H261V195H260ZM2 197H1V199H2ZM6 197H7V196H6ZM14 197H16V195H15ZM19 197H20V196H19ZM23 197L26 198V196H22L21 199H23V200H24ZM28 197H30V196H28ZM96 197H97V196H96ZM100 197H101V196H100ZM107 197H109V196H107ZM132 197H133V196H132ZM161 197H162V196H161ZM192 197H193V196H192ZM199 197H201V196H199ZM199 197H198L197 199H199ZM211 197H212V196H211ZM211 197H209V198H211ZM226 197H227V196H226ZM228 197H229V196H228ZM228 197H227V199H228ZM9 198H10V197H9ZM12 198H13V197H12ZM16 198H18V197H16ZM30 198H31V197H30ZM104 198H105V197H104ZM117 198H118V197H117ZM170 198H173V197H170ZM174 198H175V197H174ZM176 198H177V197H176ZM180 198L182 199V197H180ZM189 198H190V197H189ZM194 198H195V197H194ZM194 198H193V199H194ZM214 198H215V197H214ZM253 198H254V197H253ZM263 198H264V197H263ZM18 199H19V198H18ZM18 199H17V200H18ZM26 199H27V198H26ZM26 199H25V201H26ZM32 199H33V196H32ZM100 199L102 200L103 198H100ZM100 199H98V200H100ZM135 199H136V198H135ZM157 199H158V198H157ZM185 199H186V198H185ZM190 199H191V198H190ZM203 199H204V197H203ZM217 199H218V198H217ZM217 199H216V200H217ZM4 200H5V199H4ZM10 200H11V199H10ZM112 200H115V198H114V199H111V197H110V202H111ZM116 200H118V199H116ZM169 200L171 201L172 199H169ZM178 200H179V199H178ZM199 200H200V199H199ZM210 200H211V199H210ZM250 200H252V199H250ZM259 200H261V199L259 198ZM1 201H2V200H1ZM102 201H103V200H102ZM106 201H107V200H106ZM128 201H129V200H128ZM156 201L158 202V200H156ZM159 201H160V200H159ZM164 201H165V200H164ZM172 201H173V200H172ZM172 201H171V202H172ZM186 201H187V200H186ZM186 201H185V202H186ZM208 201H209V200H208ZM261 201H262V200H261ZM85 202H87V200H86ZM91 202L94 203L95 201H93V200L91 199ZM100 202H101V201H100ZM100 202H99V203H100ZM129 202H130V201H129ZM154 202H155V201H154ZM178 202H179V201H178ZM181 202H182V200H181ZM222 202H223V201H222ZM230 202H231V201H230ZM256 202H257V201H256ZM20 203H22V202H19L18 204H20ZM105 203H106V202H105ZM108 203H109V201L107 202L106 205H108ZM112 203H113V201H112ZM166 203H167V202H166ZM173 203H174V201H173ZM182 203H183V202H182ZM197 203H199V202H197ZM200 203H201V200H200ZM246 203H247V201H246ZM248 203H250V202H248ZM253 203H254V202H253ZM14 204H15V203H14ZM88 204H89V203H88ZM102 204H103V202H102ZM151 204H152V203H151ZM174 204H175V203H174ZM187 204H189V203H187ZM202 204H206L205 201H204V203L202 202ZM217 204H218V202H217ZM222 204H223V203H222ZM251 204H252V203H251ZM261 204H262V203H261ZM84 205H85V203H84ZM98 205H100V204H98ZM159 205H160V204H159ZM177 205H178V204H177ZM180 205H182V204H180ZM223 205H224V204H223ZM100 206L102 207V205H100ZM103 206H104V204H103ZM153 206H156V202H155V205H154V203H153ZM195 206H196V204H195ZM19 207H21V206H19ZM92 207H93V204H92ZM148 207H149V206H148ZM180 207L182 208V207H184V206H180ZM180 207H178V208H180ZM209 207H211V206L209 205ZM260 207H261V206H260ZM16 208H17V207H16ZM21 208H22V207H21ZM93 208H94V207H93ZM93 208H90V209H93ZM105 208H107V207H105ZM154 208H155V207H154ZM161 208H162V207H161ZM173 208H174V207H173ZM185 208H187V207H185ZM189 208H190V207H189ZM196 208H197V206H196ZM204 208H206V206H205ZM243 208H244V207H242V209H243ZM94 209H95V208H94ZM103 209H104V208H103ZM149 209H150V208H149ZM165 209H166V208H165ZM197 209L199 210V208H197ZM230 209H231V208H230ZM247 209H249V208H247ZM254 209H255V208H254ZM254 209H253V210H254ZM256 209H257V208H256ZM258 209H259V208H258ZM95 210H96V209H95ZM144 210H145V209H144ZM144 210H143V211H144ZM177 210H178V209H177ZM189 210H190V209H189ZM198 210H197V211H198ZM207 210H208V209H207ZM207 210H206V211H207ZM214 210H216V209H214ZM244 210H245V209H244ZM244 210H243V212H245ZM96 211H98V210H96ZM100 211H101V210H100ZM104 211H105V210H104ZM146 211H147V210H146ZM148 211H149V210H148ZM165 211H167V210H165ZM165 211H164V210H161V211H159L160 214H158L157 217H156V215L154 216L155 218L151 221V224L149 225V229H148V233H149V235L151 234V235L154 236L158 231H161V227H160V225L164 222V216H165V213H164V212H165ZM168 211H169V210H168ZM185 211H186V210H185ZM247 211H248V210H247ZM87 212H88V211H87ZM94 212H95V211H94ZM136 212H137V211H136ZM151 212H152V209H151ZM183 212H184V211H183ZM217 212H218V211H217ZM219 212H220V211H219ZM226 212H227V211H226ZM255 212H256V211L254 210V214H255ZM261 212H262V211H261ZM99 213H100V212H99ZM133 213H134V212H132V214H133ZM143 213H144V215H146L145 212H143ZM146 213H147V212H146ZM181 213H182V212H181ZM185 213H186V212H185ZM187 213H188V210H187ZM191 213H192V212H191ZM214 213H215V211H214ZM241 213H242V212H241ZM45 214H48V213L45 212ZM137 214H139V213L137 212ZM148 214H150V213H148ZM148 214H147V215H148ZM183 214H184V213H183ZM183 214H182V216H183ZM206 214L208 215L207 212H206ZM209 214H210V213H209ZM215 214H218V213H215ZM246 214H247V213H246ZM248 214H249V211H248ZM49 215H50V214H49ZM92 215H93V213H92ZM94 215H95V214H94ZM179 215H180V214H179ZM184 215H186V214H184ZM197 215H198V214H197ZM211 215H212V214H211ZM249 215H250V214H249ZM96 216H97V215H96ZM101 216L103 217V214H102ZM142 216H143V215H142ZM149 216H150V215H148V217H149ZM189 216H190V215H189ZM212 216H214V215H212ZM218 216H219V215H218ZM52 217H53V216H52ZM69 217H70V216H69ZM74 217H75V216H74ZM82 217H83V215H82ZM121 217H122V215H121ZM140 217H141V216H140ZM179 217H181V216H179ZM195 217H196V216H195ZM206 217H207V216H206ZM210 217H211V216H210ZM214 217H215V219L217 220L216 215H215ZM72 218H73V217H72ZM72 218H71V219H72ZM77 218H78V217H77ZM95 218H97V217H95ZM119 218H120V217H119ZM146 218H147V217H146ZM149 218H153V217L150 216ZM183 218H184V216H183ZM200 218H201V217H200ZM211 218H212V217H211ZM262 218H263V217H262ZM49 219H50V218H49ZM53 219H54V217H53ZM78 219L80 220L81 217L79 216ZM103 219H104V218H103ZM181 219H182V217H181ZM188 219H189V218H188ZM201 219H202V218H201ZM204 219H205V217H204ZM212 219H213V218H212ZM255 219H256V218H255ZM50 220H52V219H50ZM72 220H73V219H72ZM82 220H83V219H82ZM115 220H116V219H115ZM125 220H126V219H125ZM136 220H137V219H136ZM175 220H176V218H175ZM185 220H186V219H185ZM189 220H191V219H189ZM199 220H200V219H197V221H199ZM226 220H227V219H226ZM53 221H54V220H53ZM120 221H121V219H120ZM142 221H143V219H142ZM168 221H170V220H168ZM171 221H172V220H171ZM183 221H184V219H183ZM191 221H194V220L192 219ZM202 221H203V220H202ZM202 221L200 220V222H202ZM204 221H205V220H204ZM212 221H213V220H212ZM221 221H222V220H221ZM51 222H52V221H51ZM54 222H55V221H54ZM69 222H71L70 219H69ZM72 222H73V221H72ZM72 222H71V223H72ZM77 222H78V221H77ZM80 222H81V221H80ZM103 222H104V221H103ZM121 222H122V221H121ZM125 222H126V221H125ZM127 222H128V221H127ZM195 222H196V221H195ZM195 222H193V223H195ZM209 222H210L211 224H213V225L215 224V223H212L210 219H209ZM214 222H215V221H214ZM217 222H218V221H217ZM257 222H258V221H257ZM46 223H47V222H46ZM58 223H59V222H58ZM105 223H106V222H105ZM123 223H124V222H123ZM130 223H131V222H130ZM130 223H129V224H130ZM183 223H184V222H183ZM183 223H182V224H183ZM188 223H189V225H190V222H189V221H188ZM203 223H204V222H203ZM203 223H202V225H203ZM205 223H206V221H205ZM205 223H204V224H205ZM210 223H209V224H210ZM59 224H60V223H59ZM74 224H75V223H74ZM100 224H101V223H100ZM125 224H126V223H125ZM134 224H136V223H134ZM146 224H147V223H146ZM152 224H153V225H152ZM196 224H198V223H196ZM206 224H208V223H206ZM209 224H208L207 227H209ZM211 224H210V227L212 226ZM219 224H220V223H219ZM238 224H239V223H238ZM45 225H46V224H45ZM48 225H49V224H48ZM75 225H76V224H75ZM103 225H104V224H103ZM118 225H119V224H118ZM122 225H123V224H122ZM126 225H127V224H126ZM132 225H133V224H132ZM184 225H186V224H184ZM184 225H182V226H184ZM189 225H187V226H189ZM191 225H192V224H191ZM199 225H200V224H199ZM128 226H129V225H128ZM178 226H179V225L177 224V227H178ZM187 226H186V227H187ZM195 226H196V225H195ZM195 226H194V227H195ZM214 226H217V225H214ZM242 226H244V225H242ZM250 226H251V225H250ZM70 227H71V226H70ZM166 227H167V226H166ZM199 227H200V226H199ZM210 227H209V228H210ZM220 227H221V226H220ZM258 227H259V225H258ZM63 228H64V227H63ZM65 228H66V227H65ZM65 228H64V229H65ZM67 228H68V227H67ZM75 228H76V227H75ZM179 228H180V226H179ZM187 228H188V227H187ZM202 228H203V227H202ZM209 228H208V231H206V232H208V233H209V231H210V229H211V228H210V229H209ZM212 228H213V227H212ZM216 228H217V227H216ZM68 229L70 230V228H68ZM73 229H74V225H73ZM73 229H72V230H73ZM119 229H120V228H119ZM132 229H133V228H132ZM137 229H138V228H137ZM154 229H155V230H154ZM176 229H177V228H176ZM184 229L186 230V228H184ZM189 229H190V228H189ZM204 229H206V228L204 227ZM214 229H215V228H214ZM235 229H236V227H235ZM237 229L240 230L241 228H237ZM263 229H264V228H263ZM66 230H67V229H66ZM72 230H71V231H72ZM163 230H164V228L162 229V231H163ZM193 230H194V228H193ZM193 230H192V231H193ZM206 230H207V229H206ZM211 230H212V229H211ZM217 230H219V229H217ZM222 230H223V229H222ZM258 230H260V229H258ZM199 231H201V230H199ZM212 231H213V230H212ZM212 231H211V233H212ZM75 232H76V231H75ZM106 232H107V231H106ZM110 232H111V231H110ZM185 232H186V231H185ZM193 232H194V231H193ZM259 232H260V231H259ZM263 232H264V231L262 230V233H263ZM72 233H73V232H72ZM96 233H97V232H96ZM160 233H161V232H160ZM160 233H159V234H160ZM187 233H188V232H187ZM187 233H186V234H187ZM191 233H192V232H191ZM196 233H197V234H196V236H197V235H198V229H197ZM208 233H207V234H208ZM214 233H215V231H214ZM214 233H212V235H210V238H211L212 236H213V237H216V236H214ZM216 233H217V232H216ZM236 233H237V232H236ZM103 234H104V233H103ZM163 234H164V233H163ZM202 234H203V233H202ZM204 234H205V233H204ZM204 234H203V235H204ZM217 234H218V233H217ZM221 234H222V233H221ZM238 234H239V233H238ZM129 235H130V234H129ZM189 235H190V234H189ZM203 235H202V236H203ZM245 235H246V233H245ZM259 235H260V234H259ZM263 235H264V234H263ZM133 236H134V235H133ZM190 236H191V235H190ZM208 236H209V234H208ZM208 236H206V237L208 238ZM217 236H218V235H217ZM221 236L225 238V236H223V235H221ZM221 236H220V237H221ZM236 236H237V235H236ZM243 236H244V235H243ZM154 237H155V236H154ZM157 237H158V236H157ZM192 237H193V236H192ZM194 237H195V236H194ZM204 237H205V236H204ZM220 237H219V238H220ZM259 237H260V236H259ZM155 238H156V237H155ZM155 238H154V239H155ZM160 238H161V237H160ZM195 238H196V237H195ZM195 238H194V239H195ZM197 238H199V237H197ZM261 238H262V237H261ZM100 239H101V237H100ZM202 239H203V238H202ZM216 239H217V238H216ZM220 239H221V238H220ZM225 239H226V238H225ZM225 239H224V240H225ZM241 239H242V238H241ZM258 239H259V238H258ZM107 240L109 241V239H107ZM163 240H164V239H163ZM183 240H185V239H183ZM197 240H198V239H197ZM210 240H211V239H210ZM212 240H213V239H212ZM236 240L238 241V239H236ZM236 240H235V242H236ZM239 240H240V239H239ZM248 240H249V239H248ZM177 241L179 242V240H177ZM199 241H202V240H200V238H199ZM199 241H197V243H198ZM203 241L207 244V242H206L205 240H203ZM251 241H252V240H251ZM256 241H257V240H256ZM102 242H103V241H102ZM102 242H101V243H102ZM104 242H105V239H104ZM158 242H159V241H158ZM184 242H185V241H184ZM220 242H221V241H220ZM233 242H234V241H233ZM243 242H244V241H243ZM246 242H247V240H246ZM258 242H259V241H258ZM261 242L263 243V241H261ZM63 243H64V242H63ZM97 243L99 244V238H98V240L96 239V243H93V244H97ZM101 243H100V244H101ZM153 243H154V242H153ZM162 243H163V242H162ZM191 243H192V242H191ZM247 243H248V242H247ZM252 243H253V242H252ZM252 243H251V244H252ZM259 243H260V242H259ZM58 244H59V243H58ZM58 244H57V245H58ZM106 244H107V243H106ZM177 244H178V243H177ZM186 244H187V243H186ZM210 244H211V243H210ZM244 244H245V243H244ZM251 244H249V245H251ZM57 245H56V246H57ZM107 245H108V244H107ZM111 245H112V244H111ZM111 245H110V246H111ZM181 245H182V244H181ZM256 245H257V244H256ZM262 245H264V244H262ZM56 246H55V247H56ZM59 246H60V245H59ZM100 246H101V245H100ZM173 246H174V244H173ZM201 246H202V245H201ZM206 246H207V245H206ZM233 246H234V245H233ZM238 246H239V245H238ZM257 246H258V245H257ZM96 247H97V249H98V246H97V245H96ZM103 247H104V246H103ZM112 247H113V246H112ZM155 247H156V246H155ZM174 247H175V246H174ZM236 247H237V246H236ZM245 247H246V246H245ZM57 248H58V247H57ZM85 248H86V247H85ZM106 248H107V246H106ZM164 248H165V246H164ZM250 248H251V246H250ZM119 249H120V248H119ZM179 249H180V248H179ZM200 249H201V248H200ZM207 249H208V248H207ZM240 249H241V250H244V249H242V248H240ZM257 249H258V248H257ZM257 249H256V250H257ZM85 250H86V249H85ZM173 250H174V249H173ZM208 250H209V249H208ZM208 250H207V253H208ZM220 250H221V249H220ZM222 250H223V249H222ZM222 250H221V251H222ZM249 250H250V249H249ZM253 250H255V249H253ZM253 250H252V251H253ZM263 250H264V249H263ZM99 251H100V249H99ZM105 251H106V250H104V252H105ZM109 251H110V250H109ZM114 251H115V250H114ZM147 251H148V250H147ZM245 251H246V250H245ZM110 252H112V251H110ZM115 252H116V251H115ZM196 252H197V251H196ZM240 252H241V251H240ZM250 252H251V251H250ZM254 252H255V251H254ZM257 252H258V251H257ZM262 252H263V251H262ZM88 253H89V252H88ZM88 253H87V254H88ZM96 253H97V252H96ZM113 253H114V252H113ZM185 253H186V252H185ZM197 253H198V252H197ZM241 253H242V252H241ZM87 254H86V256H88ZM94 254H95V253H94ZM97 254L99 255V253H97ZM97 254H96V257H97ZM158 254H159V253H158ZM215 254H217V253H215ZM243 254H245V252H243ZM246 254H247V253H246ZM255 254H256V253H255ZM90 255H91V254H90ZM117 255H118V254H117ZM258 255H259V252H258ZM261 255H263V254L261 253ZM261 255H260L259 257H261ZM100 256H101V255H100ZM134 256H135V255H134ZM144 256H145V255H144ZM144 256H143V257H144ZM168 256H169V255H168ZM248 256H249V255H248ZM251 256H252V255H251ZM128 257H129V256H128ZM138 257H140L139 254H138ZM138 257H137V258H138ZM177 257H178V256H177ZM216 257H218V256H216ZM220 257H221V256H220ZM241 257H242V256H241ZM244 257H245V256H244ZM88 258H89V257H88ZM110 258H111V257H110ZM117 258H118V257H117ZM137 258H136V259H137ZM185 258H186V257H185ZM206 258H207V257H206ZM227 258H229V257H227ZM246 258H247V257H246ZM263 258H264V256H263ZM59 259H60V258H59ZM84 259H85V258H84ZM84 259H83V260H84ZM89 259H91V258H89ZM97 259H98V257H97ZM136 259H135V260H136ZM198 259H199V258H198ZM221 259H222V257H221ZM261 259H262V258H261ZM99 260H100V259H99ZM106 260H107V259H106ZM144 260H145V259H144ZM208 260H209V259H208ZM213 260H214V259H213ZM225 260H226V257H225ZM251 260H252V259H251ZM257 260H258V259H257ZM85 261H86V260H85ZM87 261H89V260H87ZM87 261H86V262H87ZM91 261H92V260H91ZM91 261H90V262H91ZM101 261H102V260H101ZM103 261H105V260H103ZM109 261H110V260H109ZM111 261H112V260H111ZM117 261H118V260H117ZM220 261H221V260H220ZM243 261H244V259H243ZM255 261H256V260H255ZM261 261H262V260H261ZM10 262H11V261H10ZM95 262H96V261H95ZM107 262H108V261H107ZM130 262H131V261H130ZM141 262H142V261H141ZM212 262H213V261H212ZM212 262H211V263H212ZM221 262H222V261H221ZM230 262H232V260H231ZM262 262H263V261H262ZM55 263H56V262H55ZM55 263H53V264H55ZM60 263H61V261H60ZM60 263H59V264H60ZM96 263H98V262H96ZM103 263H105V262H103ZM111 263H113V262H111ZM111 263H110V264H111ZM223 263L225 264V262H223ZM232 263H233V262H232ZM254 263H255V262H254ZM260 263H261V262H260ZM260 263H259V264H260ZM1 264H2V263H1ZM3 264H4V263H3ZM11 264H12V262H11ZM61 264H62V263H61ZM91 264H93V262H92ZM98 264H99V263H98ZM107 264H108V263H107ZM113 264H114V263H113ZM116 264H117V263H116ZM118 264H119V262H118ZM120 264H121V263H120ZM130 264H133V263H130ZM172 264H173V263H172ZM220 264H221V263H220ZM261 264H262V263H261Z\"/></svg>",
  "mask_w": 264,
  "mask_h": 264
}]
</instances>
